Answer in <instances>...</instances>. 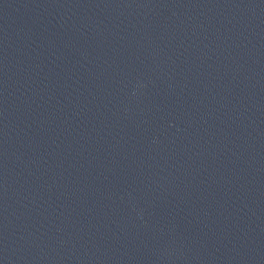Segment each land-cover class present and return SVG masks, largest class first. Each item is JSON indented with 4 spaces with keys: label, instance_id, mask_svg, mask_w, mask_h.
<instances>
[{
    "label": "water",
    "instance_id": "95a60500",
    "mask_svg": "<svg viewBox=\"0 0 264 264\" xmlns=\"http://www.w3.org/2000/svg\"><path fill=\"white\" fill-rule=\"evenodd\" d=\"M0 264H264V0H0Z\"/></svg>",
    "mask_w": 264,
    "mask_h": 264
}]
</instances>
